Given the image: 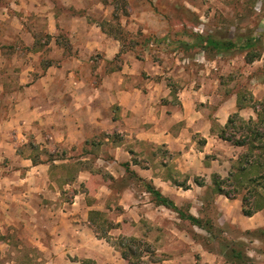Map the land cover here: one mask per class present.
<instances>
[{
  "label": "crops",
  "instance_id": "0c3cea01",
  "mask_svg": "<svg viewBox=\"0 0 264 264\" xmlns=\"http://www.w3.org/2000/svg\"><path fill=\"white\" fill-rule=\"evenodd\" d=\"M110 13L102 0H0V251L22 231L45 264H126L90 212L129 217H117L114 238L136 235L141 220L162 227L161 211L175 212L109 176L125 177L129 163L178 207L189 197L195 215L193 195L205 188L194 178L227 177L241 152L212 131L238 110L237 93L204 74L180 88L104 30ZM204 100L212 110L197 107ZM187 177L190 189L174 182Z\"/></svg>",
  "mask_w": 264,
  "mask_h": 264
},
{
  "label": "rangeland",
  "instance_id": "374dc122",
  "mask_svg": "<svg viewBox=\"0 0 264 264\" xmlns=\"http://www.w3.org/2000/svg\"><path fill=\"white\" fill-rule=\"evenodd\" d=\"M109 3L106 5L111 17L101 23L104 30L120 38L124 48H131L136 55L149 54L150 61L162 66L166 76L175 80L177 83H174L180 88L185 87L189 79L204 74L219 79L223 94H253L261 90V98H254L264 99V0H109ZM198 34L204 38L212 36L223 40L261 36L257 49L262 52V56L249 64L245 53L238 50L217 54L197 42ZM174 90L177 91V87ZM200 103H197V107L202 110H212L211 106L215 104L210 105L205 100ZM205 191L203 189L193 195V213L198 217L200 211H204ZM64 198L70 201L73 196L69 194ZM181 198L182 210L188 211L189 197ZM218 198L215 205L209 208L208 214L205 212L204 215L214 219L219 229L215 235L220 240H235L233 247L248 256L246 261L231 262L221 254L218 239H210V233L197 226L193 231L190 223L178 220L177 214L168 211H161L162 227L149 225L143 220L139 222L140 227L135 229L136 235L130 236L137 239V243H131V249L130 243L121 240L127 236H108L111 229L107 228L112 223L116 224L115 220L119 217L127 220V223L130 220L129 217L126 219L121 216L117 208L99 218L105 224L99 234L107 235L108 243L119 251L126 264H264V234L255 231L264 229V212L248 219L242 214L241 197L227 200V197L222 196L219 202ZM10 238V247L2 246L0 251V264L47 262L40 251L26 240L22 231L18 235L14 234L13 238L10 235ZM128 250L132 255L131 262L122 255ZM87 260L94 261L75 257L70 258L69 264H90L86 263Z\"/></svg>",
  "mask_w": 264,
  "mask_h": 264
},
{
  "label": "trees",
  "instance_id": "16d2710c",
  "mask_svg": "<svg viewBox=\"0 0 264 264\" xmlns=\"http://www.w3.org/2000/svg\"><path fill=\"white\" fill-rule=\"evenodd\" d=\"M102 1L104 4H110L109 0ZM196 40L199 44L203 45L204 48L212 49L217 54L233 53L236 50L245 53L246 61L249 64L259 60L262 56V52L257 49L259 48L261 36L246 38L244 36V38H238L237 40H232L230 38L223 40L212 36L204 38L202 34H198ZM237 96L238 110L231 114L224 127L214 125L212 131L223 141L229 142L231 145L240 148L241 152L237 159L232 160V166L227 177L223 178L219 174H214L211 178L210 184H207L203 178H194V183L199 187H204L206 190L203 201L204 211H200L199 217L192 215L189 210H182V207H178L171 199L164 196L151 183L140 178L130 169L129 163L124 164L126 169L125 177L115 179L109 176L108 180L111 183L120 184L118 185L119 188H121L120 186H122V184L128 185V182L130 181L137 182L151 195L152 201L156 205L164 206L175 212L181 221L190 223L189 225L192 230L197 226L210 233V239H218L222 251L221 254L233 263L241 262L243 260L246 261L248 256L243 254L242 250H237L233 247L235 240L226 241L222 238L220 240L217 235H215V232L219 231V229L216 228L214 219L207 218L204 214L205 212L208 214L207 212L209 208L215 205V200L218 196H225L229 199L241 197L242 214L245 217H253L264 210V99L256 100L253 94L248 92H238ZM245 108L253 109L256 117H251L249 119L242 117L240 111ZM202 142H204V140ZM188 179V177L183 181L177 179L174 182L178 187H182L186 190L190 189V186L187 184ZM101 216H103V213L92 211L90 212V221L97 226L96 232L98 236L107 239V235L101 236L99 234L100 230H103L105 226V224H102L99 221ZM118 226L119 225L112 223L107 230ZM255 231H260L264 234V229ZM194 237L198 238L196 234H194ZM121 240L130 243V249L131 243H137V239L133 237H122ZM206 241H208V238ZM241 245L242 244H240V246ZM129 251L130 250L122 253L123 258L127 261H130V256H132ZM134 255L137 256L136 253ZM86 263L96 264L91 260H87Z\"/></svg>",
  "mask_w": 264,
  "mask_h": 264
}]
</instances>
